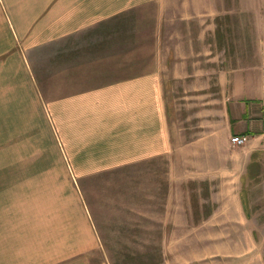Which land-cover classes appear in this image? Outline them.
<instances>
[{
    "label": "crops",
    "instance_id": "1",
    "mask_svg": "<svg viewBox=\"0 0 264 264\" xmlns=\"http://www.w3.org/2000/svg\"><path fill=\"white\" fill-rule=\"evenodd\" d=\"M215 10L0 0V264H110L92 186L122 183L126 170L168 185L166 198L176 179L211 185L187 216H264V38L256 59L252 44L237 58ZM215 186L237 195L222 204Z\"/></svg>",
    "mask_w": 264,
    "mask_h": 264
},
{
    "label": "rangeland",
    "instance_id": "2",
    "mask_svg": "<svg viewBox=\"0 0 264 264\" xmlns=\"http://www.w3.org/2000/svg\"><path fill=\"white\" fill-rule=\"evenodd\" d=\"M210 1L219 5L215 11L220 14L221 34L231 37L235 48L243 49L237 58L246 57V48L252 44L256 59L260 53V36L264 38V0ZM205 17L211 21L207 19L209 16ZM197 21L184 25L182 31H197ZM212 24L206 22L205 31H212ZM119 178L122 183L106 185L103 191L104 186H92L98 226L106 231L108 247L104 256L110 264H211L212 258L228 254L237 256V264L248 262L246 257L254 258L253 264H264V216L250 217V221L239 216H187L183 206L189 205L190 199L198 194L210 196L211 185H179L176 179L171 186V197L166 198L168 185L147 184V177L136 178L132 170H126ZM228 187L215 186L222 204L237 195L228 193ZM246 194L244 191L247 200ZM257 195L262 196L260 192ZM210 224L217 231H212ZM195 225H201L200 230Z\"/></svg>",
    "mask_w": 264,
    "mask_h": 264
},
{
    "label": "built area",
    "instance_id": "3",
    "mask_svg": "<svg viewBox=\"0 0 264 264\" xmlns=\"http://www.w3.org/2000/svg\"><path fill=\"white\" fill-rule=\"evenodd\" d=\"M247 142V138L246 137H234L232 138V143L234 145H237V146H242L244 145L245 143Z\"/></svg>",
    "mask_w": 264,
    "mask_h": 264
}]
</instances>
